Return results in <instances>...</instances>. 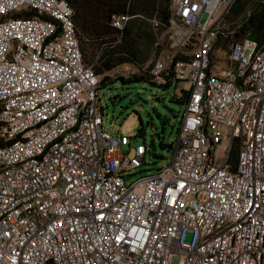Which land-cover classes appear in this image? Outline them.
Here are the masks:
<instances>
[{
  "label": "built area",
  "instance_id": "built-area-1",
  "mask_svg": "<svg viewBox=\"0 0 264 264\" xmlns=\"http://www.w3.org/2000/svg\"><path fill=\"white\" fill-rule=\"evenodd\" d=\"M234 2L168 0L148 60L113 68L190 83L169 163L130 179L150 147L104 127L108 42L87 63L66 0H0V264H264V37Z\"/></svg>",
  "mask_w": 264,
  "mask_h": 264
},
{
  "label": "rangeland",
  "instance_id": "rangeland-1",
  "mask_svg": "<svg viewBox=\"0 0 264 264\" xmlns=\"http://www.w3.org/2000/svg\"><path fill=\"white\" fill-rule=\"evenodd\" d=\"M239 18L228 14L226 25L232 26ZM248 30L251 31V28ZM227 44L224 42L222 47L217 46L214 52V69L225 66L224 49H227ZM86 54L90 56L89 51ZM101 76V80L107 76L106 84L97 90L102 108L99 113L103 116L104 127L118 135L127 136L133 144L145 142L150 147L145 155V163L132 172L134 174L130 179L156 173L161 165L170 161L171 143L176 139L185 103V100L182 104L176 99L182 98L178 97V90L188 89L190 83L173 81L163 86L151 81H127L130 75H117L113 69L101 73ZM137 133L139 134L136 136ZM189 238L187 234L186 240Z\"/></svg>",
  "mask_w": 264,
  "mask_h": 264
},
{
  "label": "trees",
  "instance_id": "trees-1",
  "mask_svg": "<svg viewBox=\"0 0 264 264\" xmlns=\"http://www.w3.org/2000/svg\"><path fill=\"white\" fill-rule=\"evenodd\" d=\"M73 8V19L83 35L91 36L95 40L87 43L80 40V46L85 61H92L95 49L104 41L106 47L94 69L101 74L111 70L122 63H131L136 66L143 64L150 57L155 33L150 19L156 17L161 22H166L168 16V3L166 0H66ZM250 8L251 15L244 21L241 29L251 28L250 35L261 40L264 37V0H235L230 9V17H242ZM128 14L132 16L121 30L111 25L113 15ZM121 33L120 40L116 43L113 34ZM111 37L106 38V36ZM90 52L88 57L86 52ZM128 80L148 81L147 75H130ZM121 78V77H119ZM107 76L99 85L106 84ZM117 80V79H116ZM152 82V81H151ZM169 82L163 86H167ZM176 98L182 104L185 95ZM184 105V104H183ZM185 108V105H184ZM139 133L136 134V136Z\"/></svg>",
  "mask_w": 264,
  "mask_h": 264
}]
</instances>
